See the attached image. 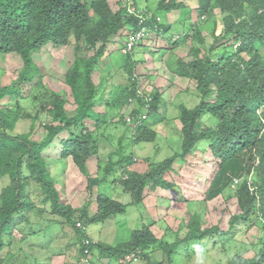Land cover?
I'll return each instance as SVG.
<instances>
[{
  "label": "trees",
  "instance_id": "16d2710c",
  "mask_svg": "<svg viewBox=\"0 0 264 264\" xmlns=\"http://www.w3.org/2000/svg\"><path fill=\"white\" fill-rule=\"evenodd\" d=\"M186 1L158 0L155 14L147 6L139 7L136 0H116L118 7L115 10L109 0H0V53H15L23 62L14 80L8 85H0V100L19 96L23 85L32 82L40 74L32 54L41 45L50 42L61 46L69 43L72 36L79 53L64 75L75 106L74 113L69 115L66 107L68 101L64 95L51 92L48 97L44 93L45 101L40 103L39 111L48 113L50 120L44 123L42 136L34 137L33 130L27 133L15 132L20 116L31 115L21 110L18 100L13 108L0 107V178L7 180L0 190V250L4 247V232L12 229L13 221L23 217L21 211H44V208L31 199L32 194L39 199L40 204H49L50 213L63 217L80 232L75 226L76 221L72 219V207L60 202L53 187L43 155L45 152L52 150L59 157L71 158L76 167L87 175V187L94 192L97 183L106 178L92 177L87 171L88 158L98 151L101 129L105 132L110 125H124L130 131V142L133 144L154 141L158 132L165 133L164 127L156 129L153 126L167 122L168 116L162 109L172 103L169 92L161 85L152 84L156 89L150 92L151 101L136 96L137 80L131 78L135 62L129 52L125 54L127 81L121 86L119 93L110 98L111 101L105 102V108L113 106L119 109V113L114 114L116 120L113 116H106V111H95L97 86L92 80V73L99 59L106 53L108 44L114 42L112 38L115 36L118 40L145 26L151 30L155 27L167 32L171 23H160L159 12L183 9L187 16L182 21L192 18ZM196 2L197 20L189 23L191 28L188 30L191 31L178 41H197V44L189 48L196 54L191 61L178 60L177 74L188 77L199 100L197 104L188 106L182 100L183 94L181 102L176 104L179 108L176 117L181 124V141L176 140L179 150L162 161L151 164L146 173H140L128 168L135 163V154L120 143L107 155L105 171L115 174L116 167L123 169L122 176L126 178L115 181L131 195L132 204L143 202L146 188H161L168 192L166 199L172 200L169 195L174 193L184 200L185 191L178 187V182L168 181L164 175L172 173L174 177L179 176L184 169L179 166L188 162L186 157L194 146L201 140H207L209 153L220 161L218 169L208 187L200 188L203 198L196 195L195 187L186 191L193 194V199H190L192 201H213L230 191L234 179H238L234 192H230L228 196L235 200L239 212L232 215L229 227L224 231L217 225L202 228L201 215L194 213L186 223L187 232L180 237L176 230V239L171 244L165 243L169 244V248L163 242L168 227L161 236H157L150 229L154 222L152 220L151 223L134 229L127 242L117 245L97 242L87 246L79 242V254L82 256L86 250L95 249L100 257L110 261L139 250L141 256L148 259L144 254L145 250L160 248L166 254L167 264H172L171 254L182 242L227 233L239 221H250L253 213L259 214L255 218L264 223V0ZM129 7H134L135 11L130 12ZM217 11L221 14L222 32L216 34L214 26L212 42L206 46L201 26L210 21ZM178 42L168 40L173 47ZM88 45L94 51L85 57L80 51ZM149 46L154 45L150 43ZM202 50L207 52L202 54ZM131 99L136 101L138 109L139 106L148 104L146 111H134L136 117L140 112L147 114L144 120L139 123L135 121L133 126L124 119L123 112ZM203 115H208L211 125L203 126L198 122ZM37 118L36 115L32 118V127ZM85 120L93 121L94 128L88 130ZM63 133L67 137H59ZM30 180L36 190H31ZM94 201L95 213L91 215L89 210L83 208L79 219L86 223H98L126 211V204L100 191H97ZM181 227L178 226L179 229ZM258 241L261 242L258 252L246 257L243 251H236L230 259L231 263L264 264V236ZM226 251L224 253L227 254ZM191 258L192 254L188 253L186 259ZM153 264H162V260H154Z\"/></svg>",
  "mask_w": 264,
  "mask_h": 264
},
{
  "label": "rangeland",
  "instance_id": "374dc122",
  "mask_svg": "<svg viewBox=\"0 0 264 264\" xmlns=\"http://www.w3.org/2000/svg\"><path fill=\"white\" fill-rule=\"evenodd\" d=\"M157 1L136 0V3L139 7L147 6L153 13L157 14L155 11ZM109 3L113 10L118 7L116 6V0H109ZM159 13L160 20L163 23H166V20L172 22L170 29L162 35V38L157 39V44L154 41L144 42V45L136 44L130 53L132 60L139 61L137 67L140 79L150 74H157L158 69L162 71L164 67H168L172 63L178 67L177 61H172V58L177 53L182 58L193 57L196 54V52L195 54L192 53L189 48L197 44V41L191 42V39H187L172 47V43L166 44L167 40H164L173 36L172 42H176L174 39L175 35L182 36L183 33L190 32L188 30L191 28L189 23L182 21L186 18V12L181 9L176 12L173 11L168 15L163 12ZM193 15L194 19L197 15L195 13ZM221 25V14L217 11L210 21L201 26L206 46H209L212 42L211 33L214 26L216 27L215 33L220 34L222 32L220 30ZM178 39L180 40V38ZM112 40L114 42L108 44L106 53L99 59L92 73V80L95 83L97 82L98 86L96 99H100L98 100L100 102L97 101L98 103L95 108L100 111L105 106L104 102L108 97V100H110L112 96L115 97L119 93L128 75L126 68L127 55L121 51L124 38L120 37L117 40L115 36ZM149 43L155 44V48L162 47L158 53H154L149 49ZM157 45L158 47H156ZM75 46L76 43L72 36L69 43L61 46H55L50 42L43 45L38 52L33 54L40 74L32 82H27L23 85L19 96L4 97L0 100V107L6 108L15 107L18 100L21 110L31 114L30 116H20L21 118H19L15 127L16 133H27L33 130L34 137L37 138V136L43 135L42 125L50 120L48 113L39 111L40 103L45 101L44 93L48 97L51 92L64 95L68 101L66 107L69 115L74 113L75 106L64 75L76 55L79 54ZM206 52L207 50H203L201 53L205 54ZM80 54L85 57L89 56V53L84 50L80 51ZM22 66L23 62L18 55L14 53H0V85L10 84L17 77V72ZM179 84V88H186L184 92L188 91V93L183 95L182 99L186 105L192 106L197 103L198 97L193 96L196 91L189 79H183ZM185 95L187 97L190 95L191 98H185ZM35 97L38 99H35ZM180 102L181 95L175 98L171 105H165L162 112L164 111L166 115L177 116L179 108L176 104ZM122 109L120 110L122 111ZM111 111L116 112V114L119 113L118 108L111 106L107 108L106 116H112L113 114H110ZM34 115L38 116V118L36 124L32 127L31 120ZM85 125L89 130L93 128L94 123L85 121ZM100 134L98 151L88 158L87 171L92 177L106 178L105 181L97 183L94 192H91L87 187V175L76 167L71 158L59 157L52 150L43 152L46 168L52 178L54 187L57 188L60 202L66 206L69 204L72 207L74 211L72 219L74 221L81 220L79 219V215L81 214L80 212L83 213V208L89 210V214L91 215L95 213L96 201L94 199L96 198L97 191L107 194L122 204H126V211L124 213L112 215L103 222L85 223V229H80L83 234L92 235L94 240H98V242H109V244L117 245L127 242L134 229L140 228L144 224H149L154 220L150 229L154 230V232L157 229V235H161L165 231V227L168 226V229H166L167 234L163 239L165 245L166 242L171 244L170 242L174 238L176 239V235H174L172 230L178 224H186L189 216L193 215L192 212H198L201 215L202 228L217 225L223 231L229 227V220L232 215L239 212L235 200L232 196H228L230 192H234L236 186L230 188V191L225 192L223 196L215 198L213 202H186L181 200V196L174 193L169 195L172 199L169 200L166 199L168 192H164L161 188H146L143 192V202L132 204L131 195L124 190L122 185H119L115 181L119 178L123 179L122 174L124 173L122 169L116 167L115 174L105 171L107 155L115 150L120 143H123L127 149L138 152V155L142 158L132 168L140 173H146L151 164L160 162L172 155L173 151L178 149L177 142L168 141V135L158 132L154 141L133 144L130 142L129 129L121 124L108 127L105 132L101 129ZM59 137L65 138L67 134L63 133ZM53 145L54 143L50 147ZM207 145V141H201L196 145V149L202 151ZM135 157L138 158L136 154ZM164 176L166 180H172L173 178L172 173H167ZM6 181V179L0 178V190L6 184ZM29 184L31 190L34 188L36 190L31 180ZM31 199L35 204H39L41 208H44V211L40 213L35 210L26 209L21 211L23 212V217H20L18 221L14 219L12 229L5 231L3 234L4 247L0 250L2 264H73L76 258L79 262H75L74 264H87L85 256L81 258L79 254L80 233L70 223L66 222L63 217L50 213L49 204H40L39 199L35 198L34 194H32ZM258 215L257 213H253L250 221H239L236 223L231 230L234 233L233 238L231 233H221L219 236L213 235L212 237L205 236L204 240H201L198 244L190 242L187 245L183 244L180 246V249L178 248L173 253L171 259H176L179 264H232L230 259L232 258V253L234 254L236 251L242 252L243 250L244 256H253L261 248V242L258 240H261L264 236V230L262 229L264 223L262 224L258 218H255ZM182 232H185L184 228H182ZM169 244L165 245V247L169 248ZM90 251L92 255L88 264H101L95 259L98 253L97 250L92 249ZM161 251L163 252V249H147L144 251V254L151 259V262L152 260L162 259L165 261V255ZM224 251L228 253L226 254ZM184 252L185 254L190 252L192 259H186ZM117 261L118 259H110V264H117ZM131 264L147 263L144 257L140 256Z\"/></svg>",
  "mask_w": 264,
  "mask_h": 264
},
{
  "label": "clouds",
  "instance_id": "9594fccd",
  "mask_svg": "<svg viewBox=\"0 0 264 264\" xmlns=\"http://www.w3.org/2000/svg\"><path fill=\"white\" fill-rule=\"evenodd\" d=\"M187 5H189L190 6V9H191V16H192V18H190L189 20H185L186 22H188V23H191V22H194V21H196L197 20V16H195L194 17V19H193V14L195 13L196 14V12H195V8L197 7V2H196V0H187L186 2H185ZM129 11L130 12H133V11H135V8L134 7H129ZM138 11L139 10H137L136 11V14L138 13ZM173 11H179V10H173ZM173 11H170V12H167V15L169 14V13H171V12H173ZM166 13V12H165ZM187 16V15H186ZM167 17V16H166ZM159 20H160V17L158 18ZM161 21V20H160ZM166 23H171L172 24V22L170 21V20H166ZM222 28V27H221ZM221 28H220V30H221ZM141 30H144V35H143V37H141L138 41H136L133 45H132V47L131 48H129V49H127L126 50V48H127V41H128V39H129V36H130V34H132V33H136V32H138V31H141ZM191 31V30H190ZM165 33V31L164 30H161V28H158V29H156L155 27L153 28V30H151V29H149L148 27H141L140 28V30H135V31H133V32H131V33H129L127 36H125V37H123L124 38V41H123V46H122V48H121V51H122V53L123 54H126V53H128L129 52V55H130V53L132 52V50H133V48L136 46V44H140V45H144V42H150V41H154L155 43H156V41H157V39L158 38H162L163 36V34ZM186 33H183V35H185ZM182 35V36H183ZM151 36H153V37H151ZM182 36H179V35H175V37H174V39H175V41H179V39L178 38H181ZM151 37V38H150ZM150 38V39H149ZM172 38H173V36L172 37H170L169 39H170V41L172 42ZM149 39V40H148ZM169 39H164V40H167L165 43L166 44H168V40ZM176 39H178V40H176ZM76 43V42H75ZM179 43V42H178ZM211 44V43H210ZM209 44V45H210ZM149 45H150V43H149ZM155 45V44H154ZM172 45V44H171ZM179 45V44H178ZM43 45H41V47H42ZM41 47H39L33 54H35L36 52H38V50L41 48ZM173 47V46H172ZM84 51L85 52H88V53H91V52H93L94 51V48H91V46H87V48H85L84 49ZM203 51V50H202ZM12 53V52H11ZM15 54V53H14ZM32 54V55H33ZM16 55V54H15ZM176 55H179V53H177ZM181 59L182 60H184V61H191L192 60V57H188V58H182L181 57ZM33 60H34V57H33ZM178 60H180V58H177L175 61H177L178 62ZM134 62H135V66H134V71H133V74H132V79L134 78V79H136L137 80V85H136V96H140L141 98H144L146 101H151V95H150V92L153 90V89H156V87H153L152 86V84H158V85H161L160 87H162V88H164V89H167L168 90V92H169V98H170V101L172 102L175 98H176V96H177V94L178 93H182V92H184V91H182V89H179V87H180V84H179V82L181 81V80H183V79H188V77H184V76H180V75H178L177 74V69H178V67L177 66H175V65H173V63L170 65V66H168V67H166V69H165V71H166V73H163V72H158L157 74H153L152 76H146L145 78H142V79H140L139 78V74H138V67H137V63L139 62V61H136V60H133ZM176 62V63H177ZM34 63H35V61H34ZM36 64V63H35ZM178 65V64H177ZM170 72H169V71ZM66 72V71H65ZM127 78H128V75L126 76V81H127ZM158 78H161V79H163L164 80V83L163 82H161V83H158L157 82V80L156 79H158ZM177 80H178V84L176 85V83H177ZM125 81V82H126ZM190 81V80H189ZM95 83V82H94ZM96 84V86H97V83H95ZM98 87V86H97ZM184 89V88H183ZM180 91V92H179ZM177 92V93H176ZM97 96V95H96ZM109 98H107L106 99V101H109L108 100ZM98 100H100V99H96V102L98 101ZM198 100H199V97H198ZM105 101V102H106ZM98 102H100V101H98ZM97 102V103H98ZM105 102H104V104H105ZM197 104V103H196ZM147 107H148V104L147 103H145V104H143L141 107L139 106V109H144L145 111L147 110ZM107 109V108H106ZM136 109H138V107L136 106V101L135 100H133V99H131L130 100V102H129V105H127V107H126V109L123 111L124 112V119L126 120V117H127V115H134V111L136 110ZM138 109V110H139ZM95 111L96 112H103V111H106L105 110V106H103V109L100 111V110H96V108H95ZM142 114H147V113H145V112H140V113H138V115H137V117H136V121H138V119H140L141 121L142 120H144L145 118H142ZM207 116V117H206ZM50 118V117H49ZM138 118V119H137ZM142 118V119H141ZM37 121V120H36ZM127 121V120H126ZM140 121V122H141ZM210 121V119L208 118V115H203L201 118H200V120H198V122L200 123L201 122V124L203 125V126H205V124H208V125H211L212 123L211 122H209ZM48 122V121H47ZM46 122V123H47ZM135 122V121H134ZM134 122H128V124L130 125V126H133L134 125ZM139 123V122H138ZM36 124V123H35ZM42 124V123H41ZM43 125H44V123H43ZM43 125H42V127H43ZM43 130V129H42ZM180 135H181V132H180ZM173 140H174V136H173ZM201 141H204V140H201ZM200 141V142H201ZM205 141H207V140H205ZM200 142H198V143H200ZM197 143V144H198ZM209 142L207 141V144H208ZM196 144V145H197ZM194 146V148L191 150V152H190V154H193V156H196L199 152H204V153H207V155L208 156H205L204 157V160L203 161H201L200 163H201V166H200V164H198V163H193L192 165L193 166H200V167H202L203 168V164H206L207 165V168L206 169H203L202 170V168H201V171H197V172H195V173H193L192 175H190V176H187V178H183V180H177L176 179V177H174L173 176V178H172V180L173 181H176V182H178V187H181L182 188V190H184L185 191V193H183L185 196V198H184V200H182V201H186V202H191L192 200H190V199H193V194H189L188 193V191H186V190H193L194 189V187L196 188V195H199L200 196V198L202 197V196H204V195H202L201 194V190H200V188H202V187H208V185H209V182L212 180V178H213V176L215 175V173H216V171H217V169H218V165H219V160L218 159H216V158H214L213 157V155L211 154V153H209V144L207 145V147L206 148H204L202 151H200V150H197L196 148H197V146ZM135 153V152H134ZM136 154V153H135ZM137 156H138V158H136L135 156H134V158H133V160H135V163L134 164H132L130 167H128L129 169H131V170H134L132 167L136 164V163H138V161H141L142 160V158L138 155V154H136ZM198 158V157H197ZM107 159V158H106ZM120 169H122V168H120ZM122 171H123V169H122ZM200 172V174L201 175H198V173ZM123 178H126V176H124ZM172 180H168V181H172ZM192 180V181H191ZM238 179H234V181H233V184H232V187H235L236 185H237V183H238ZM116 183H117V181H116ZM53 187H54V183H53ZM55 188V190H56V192H57V188L56 187H54ZM188 198V199H187ZM181 199H182V197H181ZM187 199V200H186ZM202 200V199H201ZM214 201V200H213ZM213 201H210L209 200V202H213ZM196 202V201H195ZM197 202H200V201H197ZM206 202H208V201H206ZM193 214L194 213H198V212H192ZM174 215H175V213H173ZM188 221V220H187ZM77 222H80L81 223V227L80 226H77ZM85 221H82V220H78V221H76L75 222V226L79 229V231H80V229H85ZM162 224V223H161ZM182 226L181 227V229H179L178 228V226ZM178 226L176 227V228H174L173 230H172V232H174L175 233V231L176 230H178V232H179V236L180 237H182L183 235H184V233L185 232H187V227H186V224L184 225V224H178ZM235 226V225H234ZM234 226L232 227V228H234ZM166 227H168V226H166ZM165 227V228H166ZM182 228H184V230H185V232H182ZM232 228L230 229V231L229 232H227L226 234H229V233H231V235H232V238L234 237V233H232ZM80 233V235L81 234H83V233H81V231L79 232ZM164 233V232H163ZM85 236H83V235H81L80 236V239H81V241H79L80 243H82V244H84V245H89V244H95V243H97L98 242V240H94V238L92 237V236H89V234H84ZM212 237V236H211ZM86 238H88L89 240H90V243H88V244H85L84 243V239H86ZM175 239V238H174ZM201 240H204V237L203 238H201V239H194V240H191V241H188V242H182L181 244H179L177 247H176V249L172 252V254H171V256L173 255V253L174 252H176L177 250H178V248L180 247V246H182L183 244L184 245H187V243H190V242H192V243H200L201 242ZM216 243V242H215ZM158 249H160V248H158ZM180 249V248H179ZM184 251V250H183ZM196 251V250H195ZM243 251V250H242ZM86 253H85V255H83V256H85V259L87 260V262L88 263H90V260H91V255H92V252L91 251H88V250H86L85 251ZM162 252V251H161ZM134 253V252H133ZM164 255H165V261H163V259H162V264H167V262H168V260H167V258H166V254L164 253V252H162ZM131 254V253H130ZM137 257H136V259L135 260H132V261H130L129 262V264H131L133 261H136L140 256H141V254H140V251L139 250H137ZM184 254H185V252H184ZM188 254V253H187ZM187 254H185V256L187 255ZM189 254H190V252H189ZM235 254V253H234ZM234 254L232 253V255L234 256ZM129 255V254H128ZM82 255H81V258L83 257ZM96 256H99V254L97 253L96 254ZM232 256V257H233ZM100 257V256H99ZM101 259H103V257H100ZM121 259V257L118 259V261H117V264H119V260ZM144 259H146V258H144ZM192 259V258H191ZM161 260H159V262H160ZM173 262H172V264H179L177 261H176V259H174V260H172ZM176 263H175V262ZM153 262H154V260H152V264H153ZM87 263V264H88ZM109 263H110V261H109ZM85 264V263H84ZM102 264H108V261H104V262H102Z\"/></svg>",
  "mask_w": 264,
  "mask_h": 264
},
{
  "label": "crops",
  "instance_id": "0c3cea01",
  "mask_svg": "<svg viewBox=\"0 0 264 264\" xmlns=\"http://www.w3.org/2000/svg\"><path fill=\"white\" fill-rule=\"evenodd\" d=\"M154 47V48H153ZM156 47H158V46H156ZM159 48V47H158ZM158 48H155V46H149V49H151L154 53H158L159 51H160V49H158ZM177 58H180L181 59V57H180V54L179 55H176L174 58H172V61L173 60H176ZM165 69H166V67H164V69L162 70V71H160L159 69H158V72H163V73H166V71H165ZM169 71V70H168ZM170 72V71H169ZM153 74H150V75H148V76H152ZM157 80V82L158 83H161V82H163L164 83V80L163 79H161V78H158V79H156ZM97 83V82H96ZM178 84V82L176 83V85ZM179 89H183V88H179ZM196 91V90H195ZM185 93H188V91H186V92H182V93H179V95H183V94H185ZM178 96V95H177ZM177 96H176V98H177ZM193 96H197L198 97V94H197V92L193 95ZM109 98V97H108ZM185 98H191V96L189 95L188 97L185 95ZM169 103V102H168ZM96 104H97V102H96ZM172 103H170V105H171ZM186 104V103H185ZM196 104V103H195ZM195 104H193V105H195ZM167 105H169V104H167ZM192 105V106H193ZM105 110H106V112H107V109L105 108ZM116 112H113V111H111L110 112V114H113L112 116L114 117V119L116 120V117L114 116V114H115ZM168 117H167V122H160V123H158V124H155L154 126H153V128H160V127H164V130H165V134L166 135H168L169 136V138L167 139V136H166V139L168 140V141H175L176 142V140L179 142V141H181V135H180V127H181V124H180V121H179V119H178V117H174L173 115H167ZM85 121H88V120H85ZM90 122H93V121H90ZM94 123V122H93ZM113 125H110L109 127H112ZM93 128H94V126H93ZM92 128V129H93ZM174 130H175V134H174ZM179 131V132H178ZM168 133V134H167ZM173 136H174V140H173ZM177 142V144H179ZM179 146V145H178ZM177 150V149H176ZM176 150H174L173 151V153L176 151ZM178 150H179V148H178ZM133 151V150H132ZM136 154H138V152H135ZM205 156H208L207 155V153H204V152H199L196 156H193V154H189L188 155V157H186L187 158V160H188V162L185 164V165H181V166H179V167H181V168H184L182 171H181V174L179 175V176H177L176 177V179L177 180H183V178H187V176H190V175H192L193 173H195V172H197V171H201V168L202 167H200L201 166V161H203L204 160V157ZM198 157V158H197ZM198 163V164H200V166H193L192 164L193 163ZM135 165H137V164H135ZM135 165L133 166V167H135ZM177 165H178V163H177ZM207 168V165L206 164H203V168H202V170L203 169H206ZM134 169V168H133ZM174 169H176V166H174ZM198 175H201L200 174V172L198 173ZM152 226V225H151ZM154 231V230H153ZM156 232H157V229H156ZM163 234V232L161 233V235ZM161 235H157V236H161ZM89 236H92V235H90L89 234ZM50 257H51V255H50ZM95 259L98 261V263H101L102 264V262H104V261H107V260H105V259H101L99 256H95ZM145 261H146V263L147 264H152V262H151V259L150 258H148V259H145ZM75 262L76 263H78L79 262V260L76 258V260H75ZM74 262V263H75ZM73 263V264H74ZM108 264H110L109 263V261H108Z\"/></svg>",
  "mask_w": 264,
  "mask_h": 264
},
{
  "label": "built area",
  "instance_id": "2783aa9c",
  "mask_svg": "<svg viewBox=\"0 0 264 264\" xmlns=\"http://www.w3.org/2000/svg\"><path fill=\"white\" fill-rule=\"evenodd\" d=\"M143 35H144V30H141V31H138L136 33L130 34L129 39L127 41V48H126V50L129 49V48H131L132 45L136 41H138L141 37H143ZM145 117H146V115L145 114H142V118H145ZM126 120H127V122H134V121H136V117L134 115H127ZM140 121L141 120L138 119L137 122H140ZM77 226H80L81 227V223L80 222H77ZM83 241H84L85 244L90 243V240L88 238L84 239ZM136 257H137V254L136 253H131L129 255H126L124 258H121L119 260V264H129V262L132 261V260H135Z\"/></svg>",
  "mask_w": 264,
  "mask_h": 264
}]
</instances>
